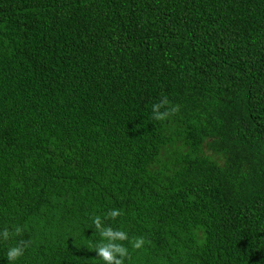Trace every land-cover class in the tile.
Masks as SVG:
<instances>
[{"label":"trees","instance_id":"1","mask_svg":"<svg viewBox=\"0 0 264 264\" xmlns=\"http://www.w3.org/2000/svg\"><path fill=\"white\" fill-rule=\"evenodd\" d=\"M5 229L0 264H264V0H0Z\"/></svg>","mask_w":264,"mask_h":264},{"label":"clouds","instance_id":"2","mask_svg":"<svg viewBox=\"0 0 264 264\" xmlns=\"http://www.w3.org/2000/svg\"><path fill=\"white\" fill-rule=\"evenodd\" d=\"M164 101H161L160 103L153 104L152 105V112L154 113L156 118H163L167 113H161L159 111V108L161 107V104H163ZM175 110V109H173ZM117 213L115 210L111 212V215L115 216ZM97 227H100L99 218L96 219ZM21 231L19 227L15 228V232L18 234ZM102 236L109 237V241L111 239H125V233L123 232H115L111 229H104L101 233ZM9 238V232L7 229H5L3 232H0V239L7 240ZM143 241H137L135 244V247H139ZM26 245H23L22 243H18L15 246H11L7 249L5 256L6 259L10 262V264H15V262L24 254V248ZM125 248L119 244H115L112 242L108 243H101L98 246V254L103 258L105 261V264H121V261L116 258V254L119 253L120 256H123L125 254Z\"/></svg>","mask_w":264,"mask_h":264}]
</instances>
